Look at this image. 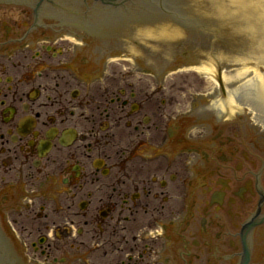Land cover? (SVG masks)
<instances>
[{"label": "flooded vegetation", "instance_id": "af4514ba", "mask_svg": "<svg viewBox=\"0 0 264 264\" xmlns=\"http://www.w3.org/2000/svg\"><path fill=\"white\" fill-rule=\"evenodd\" d=\"M142 5L0 0L7 264H264V127L171 77L231 40Z\"/></svg>", "mask_w": 264, "mask_h": 264}, {"label": "water", "instance_id": "95a60500", "mask_svg": "<svg viewBox=\"0 0 264 264\" xmlns=\"http://www.w3.org/2000/svg\"><path fill=\"white\" fill-rule=\"evenodd\" d=\"M152 1V7L155 9L162 7V3L164 0H151ZM167 6L170 8V11L181 16L182 18L186 19V23L188 25L187 29L194 30L196 32L205 33L207 30H226L195 8L191 7L187 3H185L182 0H166L164 7ZM147 33L149 34H159L161 36H170V37H176L179 36L181 31L172 25H167L166 23H162L158 26H155L154 28L146 29ZM228 36H230L229 33H225ZM234 35V34H233ZM236 36V35H234ZM231 37V36H230ZM235 42L238 44H243L246 46H249L250 44L246 43L242 39L235 38ZM232 42V40H231ZM218 46V45H217ZM251 46V45H250ZM231 48V47H230ZM215 51L217 52L218 56H222L223 51L220 47H215ZM232 51V53H231ZM225 56L222 57H228L231 58L232 61L247 64L249 57L253 56L254 58H257L260 62L264 60L263 56H258L257 54H251L250 51H240L237 53L235 50L227 49L225 48ZM257 60V61H258ZM200 67H204L211 72L214 71V65L213 62H208L207 64L202 63L199 65ZM255 66V65H254ZM257 67V66H256ZM258 68V67H257ZM262 75L260 77L255 76H246L240 80H237L232 83H236V87L239 91L234 93L241 95V93L249 94L250 96H234V94L229 95L224 100H221V98H216L214 100V103H216V107L220 108L221 110L227 112V113H233L234 111L241 108V99H247L245 100L244 104H249L252 107V110L248 112L247 108H243L245 110V114L249 115L254 121L258 122V124H264V71H261ZM257 116V118H256ZM256 118V119H255ZM259 120V121H258ZM261 122V123H260Z\"/></svg>", "mask_w": 264, "mask_h": 264}, {"label": "rangeland", "instance_id": "374dc122", "mask_svg": "<svg viewBox=\"0 0 264 264\" xmlns=\"http://www.w3.org/2000/svg\"><path fill=\"white\" fill-rule=\"evenodd\" d=\"M182 1L195 8L226 30H231L234 35L239 36L240 39L251 46H264V42L263 44L257 42V40L264 35V0ZM203 5L206 6L204 7ZM216 13H220L219 18L214 16ZM239 22H242L241 26H235V24ZM248 25L250 27H248ZM171 76L176 80V89L177 87H180L187 91L190 85L197 87L200 81H202L203 90H208L212 86L207 78L200 77L199 79L198 75L190 70H178L172 72Z\"/></svg>", "mask_w": 264, "mask_h": 264}, {"label": "bare ground", "instance_id": "6f19581e", "mask_svg": "<svg viewBox=\"0 0 264 264\" xmlns=\"http://www.w3.org/2000/svg\"><path fill=\"white\" fill-rule=\"evenodd\" d=\"M238 1H243V0H238ZM196 70H199L201 72H205V73H210L211 71L204 68V67H200V66H195L194 67ZM255 76V77H260L262 75V72L260 71L259 68H257L256 66H251L248 64H244L243 66H241L240 68L236 69V71L233 74H226L223 73L222 77L226 82H235L237 80H240L246 76ZM232 94V91L229 93V95Z\"/></svg>", "mask_w": 264, "mask_h": 264}]
</instances>
